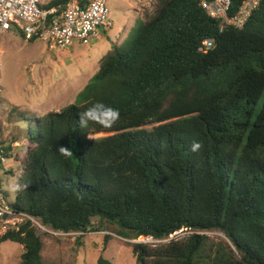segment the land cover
Segmentation results:
<instances>
[{
  "label": "trees",
  "instance_id": "obj_1",
  "mask_svg": "<svg viewBox=\"0 0 264 264\" xmlns=\"http://www.w3.org/2000/svg\"><path fill=\"white\" fill-rule=\"evenodd\" d=\"M67 1L45 7L61 12ZM230 1L232 15L243 0ZM205 39L213 47L198 51ZM97 102L118 109L119 120L81 127ZM31 120L11 204L43 226L109 225L128 239L188 231L159 246L133 243L138 264H264V0L243 27L222 29L200 0H159L73 103ZM97 132L109 134L89 137ZM214 230L228 242L210 243L205 232ZM4 241L21 246L20 264H44L30 221ZM95 264L114 263L100 255Z\"/></svg>",
  "mask_w": 264,
  "mask_h": 264
},
{
  "label": "rangeland",
  "instance_id": "obj_2",
  "mask_svg": "<svg viewBox=\"0 0 264 264\" xmlns=\"http://www.w3.org/2000/svg\"><path fill=\"white\" fill-rule=\"evenodd\" d=\"M39 1L45 5L50 0ZM158 3L159 0H107L112 26L104 32L103 38L88 45L73 41L64 50L50 49L41 40L28 41L15 26L0 34V136L10 147L9 153L20 154L18 161L9 158L0 169V185L9 202L15 199L26 156V131L27 128L33 130L31 117L58 111L73 103L76 93L92 77L105 53L119 44L121 34L127 35L136 19H147ZM108 134L97 132L89 137ZM14 140L18 146L12 145ZM7 168L11 174L4 172ZM34 229L43 241L41 255L44 264H95L100 255L114 264H138L131 246L141 237L124 238L116 233L115 227L106 225L100 231L80 233L74 237L41 232L35 226ZM187 233L185 229L179 230L168 238L148 243L159 246L171 238L182 239ZM205 234L210 243L228 242L220 231H207ZM21 253L19 244L0 242V264H20Z\"/></svg>",
  "mask_w": 264,
  "mask_h": 264
},
{
  "label": "built area",
  "instance_id": "obj_3",
  "mask_svg": "<svg viewBox=\"0 0 264 264\" xmlns=\"http://www.w3.org/2000/svg\"><path fill=\"white\" fill-rule=\"evenodd\" d=\"M261 0H243L239 8L230 15V0H200V4L220 28H241L248 21ZM18 28L26 40L35 38L50 49L64 50L73 41L88 45L101 37L112 26L108 16L107 0H68L61 12L54 6L45 7L39 0H0V34L12 27ZM213 40L205 39L198 51L213 47ZM1 93V86H0ZM18 146L16 141L12 144ZM6 144L0 136V167L8 161ZM12 155V153H9ZM25 221H30L39 231L53 235L75 236L79 231H56L43 226L30 214L14 208L0 185V236L8 231H18ZM141 237V238H140ZM137 242H158L150 236H140Z\"/></svg>",
  "mask_w": 264,
  "mask_h": 264
},
{
  "label": "clouds",
  "instance_id": "obj_4",
  "mask_svg": "<svg viewBox=\"0 0 264 264\" xmlns=\"http://www.w3.org/2000/svg\"><path fill=\"white\" fill-rule=\"evenodd\" d=\"M119 118L120 112L118 109L97 102L80 116L79 124L81 127H87L89 122H93L102 127H111L119 120ZM200 148L201 144L196 142L193 143L191 150L198 151ZM59 150L65 156L72 154L67 148L61 147Z\"/></svg>",
  "mask_w": 264,
  "mask_h": 264
},
{
  "label": "crops",
  "instance_id": "obj_5",
  "mask_svg": "<svg viewBox=\"0 0 264 264\" xmlns=\"http://www.w3.org/2000/svg\"><path fill=\"white\" fill-rule=\"evenodd\" d=\"M125 36H126L125 34H121V36H120V42H121V40H122V37L124 38ZM101 38H103V35H102L101 37L95 39V40L92 41V42L98 41V40L101 39ZM92 42H91V43H92ZM120 42H119V43H120ZM91 43H90V44H91ZM13 156H14V154L12 153V157H9V158H13V159H14ZM9 158H8V159H9ZM14 160H15V159H14ZM16 161H17V160H16ZM2 167H3V166H2ZM2 167H0V169H1ZM7 171H8V168H7L6 170H4V172H7ZM4 191H5V190H4ZM5 193H6V191H5ZM6 194H7V193H6Z\"/></svg>",
  "mask_w": 264,
  "mask_h": 264
}]
</instances>
